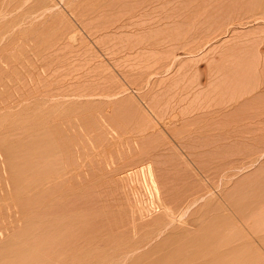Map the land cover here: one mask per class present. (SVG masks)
<instances>
[{
    "label": "rangeland",
    "instance_id": "1",
    "mask_svg": "<svg viewBox=\"0 0 264 264\" xmlns=\"http://www.w3.org/2000/svg\"><path fill=\"white\" fill-rule=\"evenodd\" d=\"M0 141L52 181L21 264H264V0H0Z\"/></svg>",
    "mask_w": 264,
    "mask_h": 264
},
{
    "label": "bare ground",
    "instance_id": "2",
    "mask_svg": "<svg viewBox=\"0 0 264 264\" xmlns=\"http://www.w3.org/2000/svg\"><path fill=\"white\" fill-rule=\"evenodd\" d=\"M257 91V90H256ZM261 93V92H260ZM244 100V99H243ZM18 107V106H17ZM4 110V109H3ZM254 118V117H253ZM255 123V122H254ZM260 126V125H259ZM109 129V128H108ZM113 134V133H112ZM113 137V136H112ZM18 142V141H17ZM19 145V144H18ZM21 145V144H20ZM24 145V144H23ZM20 146V147H23ZM46 145V144H44ZM30 146V145H29ZM27 146L28 148L32 147L33 145H31L30 147ZM40 146V145H39ZM17 147L18 149L20 148L19 146H17V143L16 141H0V234L2 236H6V239H4V237H1L3 240L0 239V261H4L3 258L6 257V250L8 248V251L7 252H10V254H8V259H12L14 260L15 259V262H13L12 260L11 261H6L7 264H19L16 262V260L22 256V257H25L22 253V251H15L13 249V247L15 249H24L25 247H21V244L22 243H18L20 240L23 242H25V240L29 243L35 236L34 234V226H35V222H36V219H35V213H36V210H37V201H38V196H39V187H43L42 185H45V183H48L49 180L51 181V179H49V177H46L47 175H44V177H42L43 179L39 180L41 183L40 185L37 184V177H38V173L35 171L36 168H38V165H37V162H36V159L34 158V156H32L33 152L29 149H21V150H25V151H17ZM26 147V144L25 146ZM34 149H35V146H33ZM41 147V146H40ZM37 148V147H36ZM47 148V147H46ZM59 148V147H58ZM32 148V150H34ZM38 149V148H37ZM43 149L45 150V148L43 147ZM48 149V148H47ZM63 149V148H62ZM28 153H27V152ZM35 151V150H34ZM44 152V151H43ZM50 152V151H49ZM68 152V151H67ZM47 153H48V150H47ZM46 153V154H47ZM52 153V152H51ZM45 154V153H44ZM43 154V155H44ZM49 154V153H48ZM37 155V154H35ZM41 156V152L39 154ZM54 155H57V154H54ZM51 156V154H50ZM38 157V156H36ZM47 157V156H46ZM49 157V156H48ZM52 157V156H51ZM56 157V156H54ZM53 157V158H54ZM39 159V158H38ZM52 159V158H51ZM53 160V159H52ZM49 161V158L48 160ZM44 162V161H43ZM40 163V162H39ZM38 163V164H39ZM42 163V162H41ZM46 164V162H44ZM122 164V163H121ZM41 165V164H40ZM44 165V164H43ZM45 166V165H44ZM111 166V165H110ZM107 167V166H106ZM144 167H146L144 165ZM143 166H140L136 167V169L134 170L133 169V172L132 173H129L132 177V175L136 178L139 174L142 175V170L144 169ZM66 168V167H64ZM147 168V167H146ZM151 169V167H150ZM65 170V169H64ZM153 170V169H152ZM147 171V170H146ZM154 171V170H153ZM144 172H145V169H144ZM148 173V172H147ZM146 172L144 173L145 174V177H146ZM128 174V175H129ZM154 174V173H153ZM140 176V175H139ZM143 178V176H142ZM142 178H138V179H141L142 182H144L142 180ZM156 178V177H155ZM144 179V178H143ZM149 181H151L152 183V186L153 188L155 189V192L158 196V187L156 185V182L154 181L153 179V175L152 173L148 174V178H147ZM145 179L147 182L148 180ZM53 180V179H52ZM131 181V179H130ZM52 182V181H51ZM50 182V183H51ZM131 182H134L133 178H132V181ZM140 182V181H139ZM136 183V182H135ZM150 183V182H148ZM147 183V185H148ZM150 183V185H151ZM48 185V184H46ZM141 185V184H140ZM143 185V184H142ZM145 185V184H144ZM51 186V184H50ZM45 187V186H44ZM49 187V186H48ZM150 187V186H149ZM161 187V186H160ZM159 187V188H160ZM50 188V187H49ZM146 188V187H145ZM150 189V188H149ZM42 190V189H41ZM141 191V190H140ZM153 191V190H152ZM152 191H151V195L153 196L152 194ZM45 192V191H44ZM8 193V195H7ZM140 193V192H139ZM145 193V192H144ZM147 193V192H146ZM148 194V193H147ZM146 195V194H145ZM162 195V193L160 194V196ZM12 196H14L12 198ZM148 197V195H147ZM146 197V198H147ZM155 197V195H154ZM11 199V203L9 200L7 199ZM47 198V196H46ZM142 198V196H141ZM158 198L160 199V197L158 196ZM162 198L164 199V197L162 196ZM150 199V198H149ZM143 200V199H142ZM146 201V200H145ZM165 201V200H164ZM144 202V201H143ZM142 202V203H143ZM141 203V204H142ZM146 203V202H145ZM169 203V202H168ZM144 204V203H143ZM148 204V203H147ZM153 204L155 206L154 208V212H157V211H160V213L163 212L165 218L162 217V220L164 219V221H162V223H160V227H158V230L156 231V233H154L155 236H160L162 235L165 231L167 230H170V228H174V225H177L178 223H180V225H185V221H186V217L185 215L187 214L188 212V205L190 206L191 204L189 203L184 210L182 211H179V212H175L174 210V206H170V205H167L165 204L162 199H160V202H159V205L157 203V205H155L156 203H154L153 201ZM149 205H150V202H149ZM157 206V207H156ZM152 207V206H151ZM191 207V206H190ZM142 208V207H141ZM183 208V207H182ZM143 209H146L147 208H142L141 210V214H142V211ZM148 209H150V206L148 207ZM153 209V207L151 208V210ZM180 209V208H179ZM148 213H152L151 215L155 214L153 213V210L152 212H150V210L146 211ZM159 213V212H157ZM144 211H143V216L144 215ZM147 214V213H146ZM148 215V214H147ZM149 216H147L148 218ZM152 218V217H151ZM143 219V217H142ZM145 220V219H144ZM161 221V219H160ZM242 221V220H241ZM157 223V222H156ZM156 226V225H155ZM186 226V225H185ZM184 226V227H185ZM183 227V228H184ZM188 227V226H187ZM182 228V226H181ZM180 229V228H179ZM189 229V228H188ZM174 230V229H172ZM185 231V230H184ZM175 232V231H173ZM173 234V233H172ZM260 235V234H259ZM251 236V235H250ZM154 238V237H153ZM250 239V238H249ZM29 240V241H28ZM199 240H202V239H199ZM198 240V241H199ZM198 241L195 242V245H197L196 243H198ZM204 241V240H203ZM206 241V240H205ZM23 242V244H24ZM32 242V241H31ZM207 243L209 241H206ZM14 243V246L12 245ZM18 243V244H17ZM26 243V242H25ZM202 243V241H201ZM16 244V245H15ZM35 242L33 240V245H32V248H29L30 250L33 249L35 247ZM210 244V243H209ZM209 244H206L205 248L203 247L202 251L205 252V249L207 250V248L210 247ZM212 244V243H211ZM11 245H12V249L14 250L15 254L17 255V258H12L14 257V253H13V250L11 249ZM19 245V246H18ZM27 245L28 247H31L29 245H31L29 243L28 244H24L23 246ZM209 245V247H207ZM16 246V247H15ZM26 246V247H27ZM199 246H202L201 244ZM234 246V245H233ZM238 246V245H237ZM28 247L26 248V252L28 250ZM196 247V248H197ZM195 248V249H196ZM212 248V246H211ZM214 248V247H213ZM6 249V250H5ZM36 249V247L34 248ZM140 249V246L139 248H135L134 250H131L130 253L136 251ZM198 249V248H197ZM196 249V250H197ZM201 249V248H200ZM238 249V248H237ZM5 250V252H4ZM261 250V249H260ZM34 251V253H32ZM31 250L27 253L30 252V259H35L33 258V256L35 257V255H31V254H35V251L36 250ZM202 255L204 257H199L198 258V254L200 252L197 251V255H195V257L197 258V260L195 261L196 264H215V262L217 261V264H222V262L220 263L218 261V258H219V253H216L215 251V248H214V252H215V255H212L214 254L211 249L209 251L212 252V254L208 255L209 252L206 256L204 255V253L199 250ZM222 251V250H221ZM18 252V253H17ZM22 252V253H21ZM208 252V251H207ZM19 253H21L22 255H20ZM26 253V254H27ZM196 253V251L194 252ZM200 253V255H201ZM12 254V255H11ZM25 254V253H24ZM223 254V252H222ZM221 254V255H222ZM226 253H224L223 255H225ZM28 255V254H27ZM26 255V257H27ZM201 255V256H202ZM212 255V256H211ZM220 255V256H221ZM233 255V254H232ZM32 256V257H31ZM224 257V256H223ZM21 258V257H20ZM19 258V262L22 261V259L20 260ZM217 258V259H216ZM236 258V257H235ZM2 259V260H1ZM27 259H29V255L27 257ZM194 259V258H193ZM200 259V260H199ZM220 259V258H219ZM126 259H122V261H125ZM195 260V259H194ZM216 260V261H215ZM32 261V260H31ZM30 261V262H31ZM120 261V263L122 262ZM215 261V262H214ZM236 261V260H235ZM0 264H3V262ZM5 262V261H4ZM118 263V264H120ZM123 263V262H122ZM193 263V264H195ZM224 263V262H223ZM247 263V262H246ZM21 264V262H20ZM188 264V263H187ZM225 264V263H224Z\"/></svg>",
    "mask_w": 264,
    "mask_h": 264
}]
</instances>
